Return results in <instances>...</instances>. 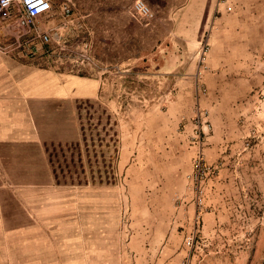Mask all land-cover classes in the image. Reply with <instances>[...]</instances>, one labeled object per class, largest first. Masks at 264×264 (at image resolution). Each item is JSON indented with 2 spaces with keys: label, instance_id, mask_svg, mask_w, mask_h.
I'll return each mask as SVG.
<instances>
[{
  "label": "rangeland",
  "instance_id": "rangeland-1",
  "mask_svg": "<svg viewBox=\"0 0 264 264\" xmlns=\"http://www.w3.org/2000/svg\"><path fill=\"white\" fill-rule=\"evenodd\" d=\"M51 1L57 10L62 0ZM70 1L73 26L58 31L68 47L83 41L89 29L97 59L145 56L150 61L167 40L178 51L171 67L152 71L140 64L133 67L127 76L132 81L119 77L122 66L115 65L105 87L107 95L121 96L128 103L132 98L142 104L164 91V99L182 96L189 106V114L184 112L178 129L171 131L169 166L161 177L163 197L138 206L132 225L129 207L121 211V239L131 240L137 251L130 255L131 264H264V0H252L258 3L252 19L242 0H233L227 12L213 0L208 14L198 9L204 0H196L192 10L186 8L192 0H143L152 14L149 19L133 14V0ZM193 12H199L196 29L188 22ZM58 22V16L51 21L54 26ZM213 26L223 40L213 56L226 59L209 62L208 69ZM230 32L235 34L232 38L224 36ZM53 39L51 35L45 45L49 53L29 59L68 72L75 53L50 52ZM101 40L109 46H102ZM231 47L238 60L226 53ZM119 85L125 93L118 92ZM183 121L189 123L185 136Z\"/></svg>",
  "mask_w": 264,
  "mask_h": 264
},
{
  "label": "crops",
  "instance_id": "crops-1",
  "mask_svg": "<svg viewBox=\"0 0 264 264\" xmlns=\"http://www.w3.org/2000/svg\"><path fill=\"white\" fill-rule=\"evenodd\" d=\"M212 1L199 2L198 9L208 14ZM254 2L242 0L249 19L257 9ZM197 4L192 0L186 8ZM51 6L55 19L52 1ZM217 7L227 12L226 5ZM195 13L188 20L194 29L199 27ZM86 31L84 39H90ZM218 31L213 26L208 35V69L209 62L226 59L213 56L223 42ZM20 33L14 17L0 18V264H131L137 251L131 240L121 239V211L129 207L132 225L138 206L163 197L171 131L189 106L182 96L164 99V91L142 104L107 95L111 67L122 66V77L132 81L127 76L137 56L99 55L108 67L103 73L58 71L34 64L16 47ZM100 44L109 46L106 40ZM225 50L231 60L239 59L233 49ZM118 92L125 90L119 85ZM188 124L182 123L184 136Z\"/></svg>",
  "mask_w": 264,
  "mask_h": 264
},
{
  "label": "built area",
  "instance_id": "built-area-1",
  "mask_svg": "<svg viewBox=\"0 0 264 264\" xmlns=\"http://www.w3.org/2000/svg\"><path fill=\"white\" fill-rule=\"evenodd\" d=\"M232 1L216 0V4H224L227 9H230ZM131 10L135 16L143 19H149L152 15L143 0H133ZM56 14L59 16V22L54 26L51 21L55 13L52 10L50 0H0V18H15L16 25L21 29V33L15 38L14 45L22 48L23 53L28 57L49 53L45 49V45L51 41V35H54L52 40L53 49L50 52L70 50V52L75 53L71 59L74 64L68 68V72L80 71L85 67L101 73L106 72L108 67L99 63L93 54L91 38L71 42L69 44L70 48L62 38L61 33H58L59 30L63 31L73 26L71 1L62 0L58 5ZM114 67L116 66L114 65ZM123 73L121 72L118 76L121 77ZM185 243L189 245L190 241L187 239Z\"/></svg>",
  "mask_w": 264,
  "mask_h": 264
},
{
  "label": "trees",
  "instance_id": "trees-1",
  "mask_svg": "<svg viewBox=\"0 0 264 264\" xmlns=\"http://www.w3.org/2000/svg\"><path fill=\"white\" fill-rule=\"evenodd\" d=\"M163 46L164 47H162L161 53L158 52L157 58H152L149 61L148 58L142 56L141 59L139 60L137 59L138 61L137 64L134 66V68L140 64L139 66H141L143 70L151 69L149 71H152L153 68L159 69L162 67H171L172 65H174V55L175 52L178 53V51H176L175 48H173L172 44L170 43V40H167L165 42V45L163 44Z\"/></svg>",
  "mask_w": 264,
  "mask_h": 264
}]
</instances>
